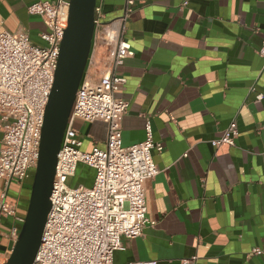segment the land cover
<instances>
[{"label": "crops", "instance_id": "0c3cea01", "mask_svg": "<svg viewBox=\"0 0 264 264\" xmlns=\"http://www.w3.org/2000/svg\"><path fill=\"white\" fill-rule=\"evenodd\" d=\"M35 1L0 0L1 27L30 38L48 30L28 12ZM125 1L105 0L108 20L123 13ZM184 1L135 0L126 23L135 55L118 69L127 82L117 96L129 102L123 144L145 140L149 118L164 148L154 151L160 173L144 183L155 224L126 239L114 262L182 264L196 256L188 264H264V253H252L264 250V0H188L181 8ZM234 119L235 144L213 146ZM75 126L83 150L106 147L107 122L77 118ZM24 184L8 186L19 214ZM6 188L0 178V196ZM13 224L5 218L0 226V253L8 257Z\"/></svg>", "mask_w": 264, "mask_h": 264}, {"label": "built area", "instance_id": "2783aa9c", "mask_svg": "<svg viewBox=\"0 0 264 264\" xmlns=\"http://www.w3.org/2000/svg\"><path fill=\"white\" fill-rule=\"evenodd\" d=\"M70 3L71 0H39L29 5L28 12L42 17L48 26L39 34L46 46L34 44L26 30L13 32L0 25V113L5 122L0 178L7 187L0 196V223L5 218L14 220L9 231L14 242L24 217L18 213L17 200L9 196L8 186L12 181L22 184L37 166L45 109L68 27ZM188 3L185 0L181 8ZM134 9L135 0H126L123 13L108 20L105 0H97L93 46L57 155L52 206L32 264H116L115 252L127 249L125 240L141 236L148 224H155L148 217L144 183L160 173L154 151L161 152L164 146L155 140L149 118L145 140L123 144L122 118L129 102L117 96L127 82L118 69L135 55L131 41L124 35ZM259 54L264 57V39ZM261 98L262 94H258L257 99ZM77 118L107 122L106 147L83 150V140L75 126ZM238 135L234 119L224 134L211 143L216 147L234 145ZM80 163L95 169L90 187L68 183ZM252 253L262 254L264 250L254 248ZM196 258H184L181 263L188 264ZM7 260L8 256L0 253V264ZM122 264H158V260Z\"/></svg>", "mask_w": 264, "mask_h": 264}, {"label": "water", "instance_id": "95a60500", "mask_svg": "<svg viewBox=\"0 0 264 264\" xmlns=\"http://www.w3.org/2000/svg\"><path fill=\"white\" fill-rule=\"evenodd\" d=\"M97 0H71L68 27L60 45L54 83L45 109L39 158L28 208L5 264H32L51 210L59 153L93 46Z\"/></svg>", "mask_w": 264, "mask_h": 264}, {"label": "rangeland", "instance_id": "374dc122", "mask_svg": "<svg viewBox=\"0 0 264 264\" xmlns=\"http://www.w3.org/2000/svg\"><path fill=\"white\" fill-rule=\"evenodd\" d=\"M31 41L36 45H40V46L47 45V43L39 35L37 37L34 36L31 37ZM34 174L35 172L33 171L31 177L27 179L24 184V192L21 200V205L22 204L24 205L25 210H27L28 208V204H29L28 200L31 194ZM94 179H95V169L87 164L80 163L78 170L76 172V176L70 177L68 179V183L72 186H76L78 182H80L84 185H88L87 187H90L93 185ZM1 225L2 223H0V226Z\"/></svg>", "mask_w": 264, "mask_h": 264}, {"label": "trees", "instance_id": "16d2710c", "mask_svg": "<svg viewBox=\"0 0 264 264\" xmlns=\"http://www.w3.org/2000/svg\"><path fill=\"white\" fill-rule=\"evenodd\" d=\"M33 171H34V170H33ZM33 171H32V172H33ZM28 202H29V200H28ZM25 214H26V210H24V212H23L22 214H20V215L24 217ZM20 224H21V223H19L18 225H20Z\"/></svg>", "mask_w": 264, "mask_h": 264}]
</instances>
